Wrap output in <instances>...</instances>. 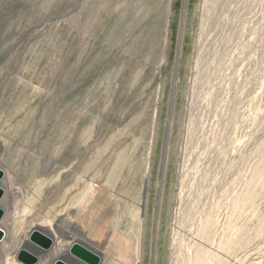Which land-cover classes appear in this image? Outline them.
<instances>
[{
	"label": "rangeland",
	"instance_id": "obj_1",
	"mask_svg": "<svg viewBox=\"0 0 264 264\" xmlns=\"http://www.w3.org/2000/svg\"><path fill=\"white\" fill-rule=\"evenodd\" d=\"M0 168V264H264V0H0Z\"/></svg>",
	"mask_w": 264,
	"mask_h": 264
},
{
	"label": "water",
	"instance_id": "obj_2",
	"mask_svg": "<svg viewBox=\"0 0 264 264\" xmlns=\"http://www.w3.org/2000/svg\"><path fill=\"white\" fill-rule=\"evenodd\" d=\"M3 171L0 168V180L3 178ZM4 195V190L0 186V199ZM4 212L0 207V220L2 219ZM6 236L5 231L0 226V243L4 240ZM53 246L52 237L40 229L39 227H34L28 233V239L25 243L17 250L15 254V259L20 264H37L39 261V253L47 254ZM28 247V248H27ZM31 248V249H29ZM34 250V251H33ZM65 251V256L80 263V264H100V256L80 244L79 242L73 241ZM51 264H69L64 261L63 256L56 258Z\"/></svg>",
	"mask_w": 264,
	"mask_h": 264
},
{
	"label": "bare ground",
	"instance_id": "obj_3",
	"mask_svg": "<svg viewBox=\"0 0 264 264\" xmlns=\"http://www.w3.org/2000/svg\"><path fill=\"white\" fill-rule=\"evenodd\" d=\"M5 231V230H4ZM5 233H6V231H5ZM65 252V251H64Z\"/></svg>",
	"mask_w": 264,
	"mask_h": 264
}]
</instances>
